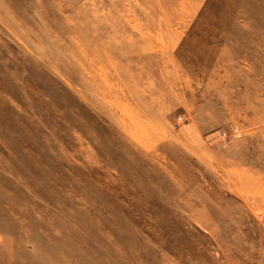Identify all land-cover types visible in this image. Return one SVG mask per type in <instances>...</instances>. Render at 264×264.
<instances>
[{"label":"rangeland","instance_id":"rangeland-1","mask_svg":"<svg viewBox=\"0 0 264 264\" xmlns=\"http://www.w3.org/2000/svg\"><path fill=\"white\" fill-rule=\"evenodd\" d=\"M0 264H264V0H0Z\"/></svg>","mask_w":264,"mask_h":264},{"label":"bare ground","instance_id":"bare-ground-1","mask_svg":"<svg viewBox=\"0 0 264 264\" xmlns=\"http://www.w3.org/2000/svg\"><path fill=\"white\" fill-rule=\"evenodd\" d=\"M144 45V44H143ZM98 64V63H97ZM97 70V69H96ZM89 71H90V69H89ZM95 73V72H94Z\"/></svg>","mask_w":264,"mask_h":264}]
</instances>
